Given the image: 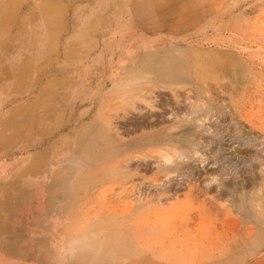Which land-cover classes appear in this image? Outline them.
Masks as SVG:
<instances>
[{
	"label": "rangeland",
	"instance_id": "obj_1",
	"mask_svg": "<svg viewBox=\"0 0 264 264\" xmlns=\"http://www.w3.org/2000/svg\"><path fill=\"white\" fill-rule=\"evenodd\" d=\"M194 104L223 113L210 111L203 139L225 129L264 139V0H5L0 264H264L263 148L245 149L243 166L187 178L164 170L160 146H134L168 123L196 131ZM90 122L95 148L81 132ZM202 145L213 158L215 145ZM210 174L220 181L207 188ZM23 214L20 235L12 217ZM12 237L32 251H9Z\"/></svg>",
	"mask_w": 264,
	"mask_h": 264
},
{
	"label": "bare ground",
	"instance_id": "obj_2",
	"mask_svg": "<svg viewBox=\"0 0 264 264\" xmlns=\"http://www.w3.org/2000/svg\"><path fill=\"white\" fill-rule=\"evenodd\" d=\"M5 2V0H0V7H2L3 3ZM10 4V3H9ZM11 5V4H10ZM9 5V6H10ZM12 6V5H11ZM10 8V7H9ZM258 56V55H257ZM110 62V61H109ZM112 66V65H111ZM110 66V67H111ZM156 66V65H155ZM153 67L156 71V76L164 81H168V80H174L173 76L169 73H167L166 71L162 70L160 71V68L159 66L157 67ZM105 67L107 68L108 67V64L105 65ZM252 68V67H251ZM47 69L48 68H45L43 69V71L41 73H43V76H45L46 72H47ZM150 69V68H149ZM159 69V70H157ZM113 71V70H112ZM166 72V73H165ZM174 72V71H173ZM187 73V72H186ZM116 75H114V72L112 73V78H115ZM237 78V77H236ZM245 78V77H244ZM254 78V77H253ZM257 78V77H256ZM159 79V80H160ZM52 80V77L51 79ZM240 80V79H239ZM240 82V81H239ZM253 82V81H252ZM227 84V83H226ZM151 90V88H150ZM227 91V90H226ZM199 92V91H198ZM201 94V93H200ZM175 100L176 102L179 104V102H182L180 101V99L178 98V95L175 94ZM201 99V98H200ZM220 100L222 98H219ZM217 100V99H216ZM147 102V101H146ZM184 102V100H183ZM214 102V101H213ZM218 102V101H217ZM248 102V101H247ZM187 103V102H186ZM195 103V102H194ZM197 103V102H196ZM219 103V102H218ZM222 103V102H221ZM181 104V103H180ZM189 104V102H188ZM198 104V103H197ZM193 105L192 106V113L191 115H188V118L186 119L188 122L192 123L193 126H194V129L196 131H192V132H189L190 134H187V130L186 129H181L179 131H171L169 130L168 132L165 131V128L169 129L168 125L169 123L167 124V127H165L164 129H159V130H155L153 132H150L149 134H145V135H142V136H138V137H135L134 138V146L137 145V146H144V145H158L161 147V158L163 160V155L164 154H167L169 156L172 157V160H171V163H168V164H165L163 163L165 166L163 167L164 170L166 171H179L183 174H186L187 176L188 175H191L194 173L195 176L196 174H198L199 172L202 173V171H205L207 170V168H223V169H228L232 166L235 167H240V166H243L245 165L246 163L245 162H249V157L247 156V154L243 153L245 149H248L250 150V148L252 150H260L261 148L264 149V139H260L258 138L257 136L252 138V137H249V136H245V135H242V133H240V131L236 132V130H234V132H231L227 129H225L224 131H222V133H218L220 134V136H217L215 135V139H203L204 136H208V134H211V137H212V132L210 128V125L209 127H205V121H208V119L210 118L209 117V114H211L210 111H218L221 112V109H219V107H216V105H214L213 107H211L210 111H207V112H200L199 110L201 109V106L200 105ZM223 106L224 104L226 103H222ZM179 106V105H177ZM212 106V105H211ZM222 106V107H223ZM228 106V105H227ZM231 106V105H230ZM229 106V107H230ZM234 106V105H233ZM180 107V106H179ZM210 107V106H209ZM235 107V106H234ZM181 108V107H180ZM178 108V109H180ZM190 108V107H189ZM208 108V107H207ZM235 108H238L235 107ZM191 109V108H190ZM239 109V108H238ZM176 110V109H175ZM209 110V108H208ZM223 110V109H222ZM227 110V109H226ZM231 110V109H230ZM181 111V109H180ZM203 111V110H202ZM237 111V110H236ZM235 111V112H236ZM199 112L198 115H195V116H192L193 113H197ZM212 112V113H213ZM232 112V111H231ZM166 113V112H165ZM171 113V112H170ZM174 113V112H173ZM217 113V112H216ZM222 113V112H221ZM172 115V114H171ZM181 115V114H180ZM211 115H214L211 114ZM223 115V113H222ZM215 116V115H214ZM213 116V117H214ZM217 116V115H216ZM220 116V115H219ZM169 117V116H168ZM194 117L195 119L193 120ZM222 117V116H221ZM220 118V117H219ZM215 119V118H214ZM157 120V119H156ZM159 120V119H158ZM212 121V119H210ZM216 120V119H215ZM219 120V119H217ZM160 121V120H159ZM220 121V120H219ZM218 121V122H219ZM236 121V120H235ZM149 122V121H148ZM147 122V125L149 124ZM161 122V121H160ZM187 122V123H188ZM213 122V121H212ZM158 123V122H157ZM211 123V122H210ZM139 124V123H138ZM145 124V123H144ZM143 124V125H144ZM151 124H156V121H151ZM175 124V123H174ZM214 124V123H213ZM216 124V123H215ZM221 124H222V121H221ZM173 125V124H172ZM224 125V124H223ZM156 126V125H155ZM171 126V124H170ZM212 126V125H211ZM217 126V125H216ZM231 127V126H230ZM82 136H85V135H91V138H90V144L92 145L91 148H95L96 143H99L98 142V138H95V133H94V129H95V124L94 122H90L88 124H83L82 126ZM99 131H100V127H98ZM214 129V128H213ZM22 130V129H21ZM172 130H173V127H172ZM232 130V129H231ZM241 130V129H240ZM98 131V132H99ZM217 131V130H216ZM215 131V132H216ZM201 133V136H198L197 134ZM242 132V131H241ZM109 133V132H108ZM98 134V133H97ZM106 135V134H105ZM219 137V138H218ZM85 138V137H84ZM95 138V139H94ZM218 138V139H217ZM262 138V137H261ZM105 143V142H103ZM106 156L109 158L111 157L112 153L113 152H116V144H115V141L113 140V138L111 136H109V134L107 135V138H106ZM212 145H211V144ZM202 144H205V148L207 147L206 145H208V147L213 146L215 145L214 147H216L215 149V152L213 154V158H212V155L211 157L210 156H205L208 151H206L207 153L204 155H202L199 150H198V147L202 148L201 146H203ZM181 145H187L188 146V150H179ZM201 145V146H200ZM254 147V148H253ZM211 148V147H210ZM209 148V150H210ZM212 149V148H211ZM93 151L91 152V157L93 159H95V153H94V149H92ZM203 149H201L202 151ZM226 151H232L233 153L232 154H229V155H226ZM262 151V149H261ZM213 152V150H212ZM260 152V151H259ZM204 153V152H203ZM257 153V152H256ZM177 154H179V156H177ZM210 155V154H209ZM252 155V154H251ZM256 155V154H255ZM254 155V156H255ZM253 156V157H254ZM252 157V156H251ZM259 157V156H258ZM256 158V157H255ZM253 159V158H252ZM259 161H260V158H258ZM255 160V159H254ZM93 162V161H92ZM248 165V164H247ZM153 168V164L151 161H147L146 162V169L148 170H151ZM162 169V168H161ZM160 169V170H161ZM184 169V170H182ZM209 170V169H208ZM207 170V171H208ZM214 170V169H213ZM224 171V170H222ZM204 174V173H203ZM214 174V173H213ZM213 174H210L207 178L205 177V179H203L204 181V184L205 186L210 184L211 185H215L217 184L219 181H218V177L216 175H213ZM215 174H216V170H215ZM199 175V174H198ZM208 175V174H207ZM185 176V175H184ZM205 176V175H204ZM181 178V177H180ZM189 178V176L187 177ZM194 178V177H193ZM192 178V179H193ZM198 178V176H197ZM156 179V178H155ZM181 179H184V178H181ZM223 179V178H222ZM186 180V179H185ZM174 182V181H173ZM224 182V181H223ZM178 184V183H177ZM210 186H206L207 188L210 187ZM231 186V185H230ZM218 190L220 188V190H225L227 187H225V185H220L217 187ZM162 190V189H161ZM164 191V190H163ZM165 192V191H164ZM232 193V192H231ZM161 210V209H160ZM148 252L147 249L143 250L141 253H137L139 256L142 255V254H145ZM254 254V253H253ZM137 255V256H138ZM152 256V255H151ZM144 257V256H143ZM222 257V256H221ZM145 258V257H144ZM143 258V259H144ZM222 259V258H220ZM140 260V259H139ZM149 260V259H147ZM151 261V260H150ZM247 261V260H246ZM141 264L143 263V261H139ZM138 262V263H139ZM163 261L159 260L158 258L154 257V259H152V261L149 263V264H163L162 263ZM219 262V261H218ZM148 264V263H147Z\"/></svg>",
	"mask_w": 264,
	"mask_h": 264
},
{
	"label": "crops",
	"instance_id": "obj_3",
	"mask_svg": "<svg viewBox=\"0 0 264 264\" xmlns=\"http://www.w3.org/2000/svg\"><path fill=\"white\" fill-rule=\"evenodd\" d=\"M20 136V135H19ZM21 137V136H20ZM19 140V137L18 135L16 137H14L13 141H18ZM36 162L38 163L39 160L38 158H36ZM39 169V166L35 167V168H30L28 171H31V172H38ZM2 170H0V174H2ZM60 175L56 174L55 176H53V180L56 181L57 179H59ZM46 188H48L49 190L52 188V185L50 184H45ZM44 191H39V195H41V193H43ZM24 217H22L23 219L20 220V218H17L16 216L12 217V220H14V223H13V226H17V223L19 222L22 226V229H20V235H22L23 233H25V231L28 229V224L29 222L26 223V220H27V214H23ZM19 219V220H17ZM38 219H41V217H35L34 218V221L36 222ZM30 219H28L27 221H29ZM22 222V223H21ZM32 224V223H31ZM21 226L19 228H21ZM36 232H37V229H34ZM36 234H40L39 233H35ZM9 247L8 250L11 251V252H14L18 255V257H24V256H20L21 253H29V251L31 252L32 251V248L30 247V245H28L27 247V243H26V239H23V242L21 241L20 238L16 239L14 237H12V240L10 239L9 241ZM31 248V249H30ZM20 253V254H19Z\"/></svg>",
	"mask_w": 264,
	"mask_h": 264
},
{
	"label": "clouds",
	"instance_id": "obj_4",
	"mask_svg": "<svg viewBox=\"0 0 264 264\" xmlns=\"http://www.w3.org/2000/svg\"><path fill=\"white\" fill-rule=\"evenodd\" d=\"M177 156H179V154H177ZM171 160H172L171 156H169L167 154L163 155V163H165V164L171 163ZM206 186H210V184H208ZM86 243H87V241H86ZM69 251H71V248L69 249Z\"/></svg>",
	"mask_w": 264,
	"mask_h": 264
}]
</instances>
